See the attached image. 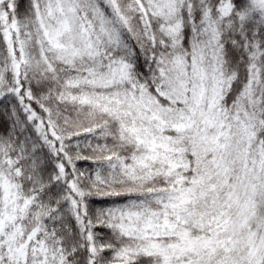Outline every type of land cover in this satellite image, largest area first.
<instances>
[{
  "label": "snow or ice",
  "instance_id": "1",
  "mask_svg": "<svg viewBox=\"0 0 264 264\" xmlns=\"http://www.w3.org/2000/svg\"><path fill=\"white\" fill-rule=\"evenodd\" d=\"M0 264H264V0H0Z\"/></svg>",
  "mask_w": 264,
  "mask_h": 264
}]
</instances>
